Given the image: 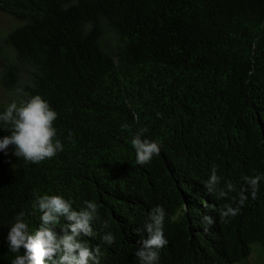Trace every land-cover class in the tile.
I'll return each mask as SVG.
<instances>
[{
  "label": "trees",
  "instance_id": "trees-1",
  "mask_svg": "<svg viewBox=\"0 0 264 264\" xmlns=\"http://www.w3.org/2000/svg\"><path fill=\"white\" fill-rule=\"evenodd\" d=\"M0 13L16 22L0 35L12 60L3 85L13 91L24 74L17 103L46 100L63 143L35 164L14 146L0 152V264L14 257L10 222L25 211L38 227L31 205L44 194L101 206L83 238L100 246V264H138L157 205L168 214L157 264H264V0H0ZM143 128L160 152L140 165L131 139ZM213 167L217 189L235 185L229 197L262 177L227 222L219 210L232 201L205 187Z\"/></svg>",
  "mask_w": 264,
  "mask_h": 264
},
{
  "label": "clouds",
  "instance_id": "clouds-1",
  "mask_svg": "<svg viewBox=\"0 0 264 264\" xmlns=\"http://www.w3.org/2000/svg\"><path fill=\"white\" fill-rule=\"evenodd\" d=\"M57 116V112L40 95L22 99L19 103L12 101L0 112V130L9 133L0 137V152L7 154L9 146H14L12 154L15 157L34 164L53 158L63 151V143L57 138V129L54 127ZM157 117L162 118V114L157 113ZM122 127L126 129L128 125ZM145 132L146 128L140 129L131 139L136 163L140 165L150 163L153 156L160 152L159 144L145 138ZM72 137L73 133L69 131L68 139L71 140ZM261 179L260 175L244 177V186L240 188L238 198L229 197V193L236 191L235 185L227 182L225 188L217 189L220 177L217 169L212 168L205 184L207 191H215L218 198L232 201L219 210L221 221L227 222L239 213L248 199L247 192L250 191L252 198H256ZM31 207L40 213L38 227H30L26 220V216L30 214L25 211H20L10 222L6 236L7 249L14 254L10 264H100V246L90 247L83 239L95 235L92 223L99 221L101 207L95 201H84L83 207L76 209L62 195L44 194L38 196ZM184 208L187 210V205ZM167 215L160 205L150 210L143 224L144 236L134 253L138 264H157L158 250L168 243L164 235ZM202 219L207 226L215 223L208 215ZM103 227H109L107 221L103 222ZM204 230L208 231V227ZM101 239L111 245L115 241V235L108 231Z\"/></svg>",
  "mask_w": 264,
  "mask_h": 264
},
{
  "label": "rangeland",
  "instance_id": "rangeland-1",
  "mask_svg": "<svg viewBox=\"0 0 264 264\" xmlns=\"http://www.w3.org/2000/svg\"><path fill=\"white\" fill-rule=\"evenodd\" d=\"M16 25V22L8 17L7 15H3L0 13V35L1 40L3 41L7 33H9L12 28ZM8 49L3 45V42H0V104H9L12 101L19 100L21 95V84L26 80V76L21 75L15 89L9 90L3 85V74L6 70L7 66L10 64L11 56L8 54ZM10 53V52H9ZM256 255H252L250 257L249 264L255 263Z\"/></svg>",
  "mask_w": 264,
  "mask_h": 264
}]
</instances>
